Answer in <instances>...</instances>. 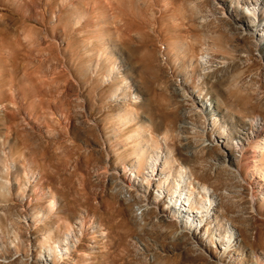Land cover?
Returning <instances> with one entry per match:
<instances>
[{
  "label": "rangeland",
  "instance_id": "374dc122",
  "mask_svg": "<svg viewBox=\"0 0 264 264\" xmlns=\"http://www.w3.org/2000/svg\"><path fill=\"white\" fill-rule=\"evenodd\" d=\"M253 7L0 0V264H264V152L253 168L232 127L264 136ZM146 145L167 180L136 171ZM180 165L212 192L203 220L174 206Z\"/></svg>",
  "mask_w": 264,
  "mask_h": 264
},
{
  "label": "bare ground",
  "instance_id": "6f19581e",
  "mask_svg": "<svg viewBox=\"0 0 264 264\" xmlns=\"http://www.w3.org/2000/svg\"><path fill=\"white\" fill-rule=\"evenodd\" d=\"M251 25L252 27H254V30L258 32L263 30L264 24L261 23L260 20L264 19V13L263 11H258L256 8H251ZM200 94V93H199ZM198 98L201 97L203 98V96H197ZM259 117V116H258ZM249 118V117H248ZM214 119H216V117H214ZM210 120V119H209ZM213 122L211 121V124ZM214 124V123H213ZM233 129H234V134L233 137H236V141H237V146L239 147V152H240V157L245 158L247 156V152L251 153L249 156L251 157V161L250 162H254L253 168H258V164H261L263 161V155L262 153L264 152L263 146L264 145V136L262 135H253L252 134H257L261 128L260 126V122L258 121V118H254L251 120H248L247 122H239V124H236V122L233 123L232 125ZM164 140H166V135L164 134L163 136ZM155 141V140H154ZM155 144H158V141L154 142ZM156 146V145H155ZM147 148L148 146H144L142 148H139L138 153H137V169L136 171H138V169L142 166H144L145 164H147L148 166H146L145 168H147L148 174H147V180H149V178L151 176L154 175H161L163 173V170L165 167H167L169 169L168 171V175L166 176V180L169 178V176L172 174V165L173 163L167 159V157L164 158V160H162L161 155L157 154V152H159V149L156 148V150H154L153 154L151 156H147L146 152H147ZM149 150V149H148ZM149 152V151H148ZM161 158V160H160ZM259 169V168H258ZM177 178H175L176 181V188L173 190V194L171 193L170 195L172 197H176V200L174 201V206H176V201H178V199H182L184 198V196H188L189 201H190V212L191 214H186V218L191 219L192 218V222H195L196 220L198 221V219L203 220L204 217V211L208 210L212 204L211 201V195L212 192L210 191V189L208 188V186L199 183L198 181L195 182L193 180V177L190 173L189 170H187L186 168H184V166H179V168L177 169ZM183 183L187 182V184L190 186L191 191L189 190L188 193L187 190H185L183 188ZM197 190L198 193H200L199 195V199H201V201L197 202L196 198L194 197V195H192L194 193V190ZM176 194V195H174ZM188 201V199H186ZM208 206V207H207ZM184 210H179L180 213H183ZM195 212V213H194ZM197 212L203 213L202 215H200L198 218L197 217ZM184 216V215H183ZM191 217V218H190ZM64 245H65V252H70V248L69 246L74 244V239H73V235L71 234L70 231H66V236L64 238ZM69 244V246H68ZM60 246V245H59ZM56 246H54V250L56 251ZM52 249V248H51Z\"/></svg>",
  "mask_w": 264,
  "mask_h": 264
}]
</instances>
